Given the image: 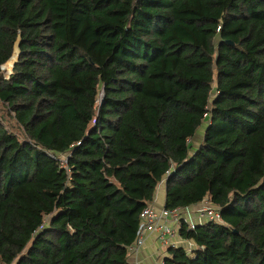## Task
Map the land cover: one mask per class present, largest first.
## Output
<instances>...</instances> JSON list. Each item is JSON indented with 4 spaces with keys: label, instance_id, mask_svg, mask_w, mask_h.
<instances>
[{
    "label": "trees",
    "instance_id": "1",
    "mask_svg": "<svg viewBox=\"0 0 264 264\" xmlns=\"http://www.w3.org/2000/svg\"><path fill=\"white\" fill-rule=\"evenodd\" d=\"M163 183L167 262L264 264V0H0V264H131Z\"/></svg>",
    "mask_w": 264,
    "mask_h": 264
},
{
    "label": "built area",
    "instance_id": "2",
    "mask_svg": "<svg viewBox=\"0 0 264 264\" xmlns=\"http://www.w3.org/2000/svg\"><path fill=\"white\" fill-rule=\"evenodd\" d=\"M59 160L61 168L69 170L67 166V156L56 157ZM208 222H223L219 209L215 208L210 202L204 201L198 205L185 208L158 209L155 205L146 208L141 216V222L137 232L136 243L129 248V254H138L147 232L158 234L159 242L164 247L178 248L184 247L187 250L193 249L192 243H186L180 236V229L186 226L187 230H195L199 225ZM184 246H181L178 241ZM159 264H176L162 260Z\"/></svg>",
    "mask_w": 264,
    "mask_h": 264
},
{
    "label": "crops",
    "instance_id": "3",
    "mask_svg": "<svg viewBox=\"0 0 264 264\" xmlns=\"http://www.w3.org/2000/svg\"><path fill=\"white\" fill-rule=\"evenodd\" d=\"M195 139V138H194ZM194 139L192 140L193 147H199L200 144H196ZM165 196H166V190L164 183L161 184L158 188L156 200L154 202V205L161 209L165 207ZM158 234L147 232L146 238L144 240V244H142L140 251L138 254L131 255L129 258V261L131 264H159L162 260L168 259L171 257L170 248L164 247L160 244ZM178 238L179 244L181 246H184L180 243Z\"/></svg>",
    "mask_w": 264,
    "mask_h": 264
},
{
    "label": "rangeland",
    "instance_id": "4",
    "mask_svg": "<svg viewBox=\"0 0 264 264\" xmlns=\"http://www.w3.org/2000/svg\"><path fill=\"white\" fill-rule=\"evenodd\" d=\"M15 55H17L18 54V49H17V47H16V49H15V53H14ZM13 59V58H12ZM16 60H17V56H16V58L14 59V61H9L7 64H5L4 66H3V74L6 76V77H9L10 76V74L12 73V71H13V66H14V62H16ZM9 65H11V66H9ZM2 110V109H1ZM7 124V123H6ZM204 130H205V127H203L201 130H199L198 132H197V134H196V136L194 137L195 139H194V141H195V143L198 145V144H200L201 143V141H202V139H203V134H204Z\"/></svg>",
    "mask_w": 264,
    "mask_h": 264
},
{
    "label": "bare ground",
    "instance_id": "5",
    "mask_svg": "<svg viewBox=\"0 0 264 264\" xmlns=\"http://www.w3.org/2000/svg\"><path fill=\"white\" fill-rule=\"evenodd\" d=\"M16 56L18 57V54H17V55H14V56L12 57L13 59L11 58L10 61H11V62L14 61V59L16 58ZM16 62H17V60H16ZM16 62H14V65H15ZM12 63H13V62H12ZM9 66H11V65H9ZM13 67H14V66H13ZM12 72H13V71H12ZM11 74H12V73H11Z\"/></svg>",
    "mask_w": 264,
    "mask_h": 264
},
{
    "label": "water",
    "instance_id": "6",
    "mask_svg": "<svg viewBox=\"0 0 264 264\" xmlns=\"http://www.w3.org/2000/svg\"><path fill=\"white\" fill-rule=\"evenodd\" d=\"M17 49H18V47H17ZM18 58H19V52H18V57H17V61H18Z\"/></svg>",
    "mask_w": 264,
    "mask_h": 264
}]
</instances>
